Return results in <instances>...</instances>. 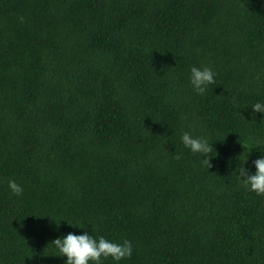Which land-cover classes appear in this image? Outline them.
Wrapping results in <instances>:
<instances>
[{"label":"trees","instance_id":"16d2710c","mask_svg":"<svg viewBox=\"0 0 264 264\" xmlns=\"http://www.w3.org/2000/svg\"><path fill=\"white\" fill-rule=\"evenodd\" d=\"M256 100L264 0H0V264H63L50 241L85 230L132 242L118 264H264V194L236 173Z\"/></svg>","mask_w":264,"mask_h":264},{"label":"clouds","instance_id":"9594fccd","mask_svg":"<svg viewBox=\"0 0 264 264\" xmlns=\"http://www.w3.org/2000/svg\"><path fill=\"white\" fill-rule=\"evenodd\" d=\"M214 79L215 72L207 65H191L189 67V83L197 94H203L207 86L214 83ZM250 106L252 110L250 116H255L258 112L264 117V101L256 100ZM180 141L189 151L199 155L200 162L204 167L210 168L212 166L209 158L213 149L212 141L209 142L206 136H193L190 132L183 131L180 135ZM252 146H264V140L255 139ZM258 151L260 154L251 161L254 170H249L246 166L247 155L245 153L248 151L243 154V158L239 154L236 157L239 162L236 173L239 183L247 191L264 194V148H258ZM179 155L178 153L176 158H179ZM7 188L17 196L22 194L23 191L21 185L14 179L7 181ZM66 224L80 229L85 228V224L76 226L71 221H67ZM50 243L56 249L57 256L64 257L63 264H89V262L91 264H102V261L109 257L118 264L122 259L130 257L133 251L132 242L126 238L118 242L108 239L104 235L94 237L86 230L78 233L68 231L63 235H57Z\"/></svg>","mask_w":264,"mask_h":264}]
</instances>
